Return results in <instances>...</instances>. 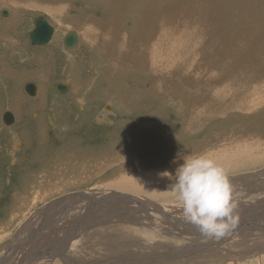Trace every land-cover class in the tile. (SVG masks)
<instances>
[{"label": "rangeland", "instance_id": "374dc122", "mask_svg": "<svg viewBox=\"0 0 264 264\" xmlns=\"http://www.w3.org/2000/svg\"><path fill=\"white\" fill-rule=\"evenodd\" d=\"M21 1L26 7L15 5L23 8L18 13L16 0H0L10 11H0V264H63L68 229L61 221L82 210L96 216L87 215L72 238V264H150L159 255L172 264H201L215 262L207 255L221 261L224 250L232 264H264V245L253 250L244 242L263 237L257 229L264 234V0ZM38 14L55 27L45 46L27 35ZM71 30L80 40L66 51L63 37ZM30 81L36 95L25 90ZM59 82L67 92H56ZM6 110L16 115L9 125ZM242 142L249 147L237 148ZM207 150L234 167L228 174L242 228L221 239L188 228L180 205L171 213L147 208L171 209L173 195L152 198L115 185L128 171L176 170ZM234 151L250 157L235 159ZM59 201L68 205L63 219ZM141 208L157 221L135 215ZM105 214L121 218L102 221Z\"/></svg>", "mask_w": 264, "mask_h": 264}, {"label": "clouds", "instance_id": "9594fccd", "mask_svg": "<svg viewBox=\"0 0 264 264\" xmlns=\"http://www.w3.org/2000/svg\"><path fill=\"white\" fill-rule=\"evenodd\" d=\"M228 168L207 153L192 155L175 170L173 196L186 222L206 237L221 239L239 223Z\"/></svg>", "mask_w": 264, "mask_h": 264}, {"label": "bare ground", "instance_id": "6f19581e", "mask_svg": "<svg viewBox=\"0 0 264 264\" xmlns=\"http://www.w3.org/2000/svg\"><path fill=\"white\" fill-rule=\"evenodd\" d=\"M8 1V0H7ZM18 0H16V2H17ZM7 3V2H6ZM9 3V2H8ZM7 3V4H8ZM11 4H12V2H10ZM9 3V4H10ZM14 3V2H13ZM14 4H16V3H14ZM14 4H12V5H14ZM16 6H17V4H16ZM32 21V20H31ZM190 21V20H189ZM33 24V23H32ZM69 30V29H68ZM110 30V29H109ZM79 34V33H78ZM54 36V35H53ZM88 36H89V34H88ZM92 37V36H91ZM53 39V38H52ZM89 39V38H88ZM101 39V38H100ZM90 40V39H89ZM92 40V39H91ZM103 40V39H102ZM159 40V39H158ZM51 42V41H50ZM103 42V41H102ZM101 41H100V43H102ZM124 42V41H123ZM49 44V43H48ZM118 44V43H117ZM96 45H97V42H96ZM101 45V44H100ZM93 46V45H92ZM102 46V45H101ZM149 46V45H148ZM164 46H166V45H164ZM97 47V46H96ZM98 48V47H97ZM102 48V47H101ZM156 49V48H155ZM163 50V49H162ZM98 51V50H97ZM149 52V51H148ZM153 54V53H152ZM143 55V54H142ZM158 55V54H157ZM148 57V56H147ZM150 57V56H149ZM155 58H156V55H155ZM158 58V57H157ZM149 59V58H148ZM148 61V60H147ZM157 62V61H156ZM142 64V63H141ZM146 64V63H145ZM155 77V76H154ZM205 86V85H204ZM207 86V85H206ZM210 86V85H209ZM205 89V88H204ZM56 90V89H55ZM205 90H208L209 91V89H205ZM57 92V91H56ZM206 92V91H205ZM28 93V92H27ZM169 94V93H168ZM161 96V95H160ZM160 96L158 95V94H156L155 95V97H154V99L156 98V97H159L160 98ZM164 98H166V101L167 100H171V102L173 101V99H168L167 97H164ZM164 98H162V99H164ZM170 98H172V97H170ZM184 100H186V99H184ZM165 101V102H166ZM155 103V102H154ZM258 103V102H257ZM188 104V103H187ZM188 108V107H187ZM142 111H144V110H142ZM185 111V110H184ZM187 111H188V109H187ZM147 113V112H146ZM182 113V112H181ZM190 113V112H189ZM191 113H192V111H191ZM190 113V114H191ZM178 115V114H177ZM193 115V114H192ZM187 116V115H186ZM189 116V115H188ZM184 117V116H183ZM188 118V117H187ZM201 118V117H200ZM161 119H163V118H161ZM178 119V118H177ZM200 120V119H199ZM204 121V120H203ZM193 125H194V123H193ZM202 126V125H201ZM168 129H169V127H168ZM199 129V128H198ZM197 130V129H196ZM172 131V130H171ZM170 131V132H171ZM169 133V132H168ZM131 135H132V137L133 136H135V133H129L128 135H127V138L129 137V138H131ZM126 138V140H128ZM124 139V138H123ZM135 139V138H134ZM130 141V140H129ZM134 143H136L135 141H133ZM240 142V141H239ZM46 143V142H45ZM214 143V142H213ZM130 144V143H129ZM237 144V143H236ZM215 145V144H214ZM112 146V145H111ZM116 146H118V145H116ZM220 146V145H219ZM225 146V145H224ZM140 147V146H139ZM211 147V146H210ZM238 147H240L241 149L243 148V147H249L248 146V144L247 145H243V142L240 144V145H238L237 146V148ZM227 148V147H226ZM214 149V148H213ZM127 150V148L125 149V151ZM229 150V149H228ZM234 150V149H233ZM260 150V149H259ZM103 151H105V150H103ZM208 151L209 150H207V151H203V153H208ZM214 151V150H213ZM239 151V150H238ZM238 151L236 152V151H234L233 153H232V155L234 156V158L235 159H237L235 156H241L243 159H245L244 157H250V155H245V154H242V153H238ZM249 151V150H248ZM232 152V151H231ZM246 152V151H245ZM45 153V152H44ZM180 153V152H179ZM238 153V154H237ZM223 154V153H222ZM264 154V153H263ZM101 155H103V154H101ZM231 155V156H232ZM112 156V155H111ZM216 156V155H215ZM213 157V158H215V159H217L218 157H219V155H217L216 157ZM103 157V156H102ZM105 157H106V155H105ZM253 157V156H252ZM255 157V156H254ZM257 157V156H256ZM227 158V157H226ZM242 158L240 159L241 161H242ZM46 159V158H45ZM254 159V158H253ZM219 160V159H218ZM229 160V159H228ZM49 161V160H48ZM94 161V160H93ZM168 160H166L165 162H167ZM173 161V160H172ZM230 161V160H229ZM232 161H235V160H232ZM249 161V160H248ZM251 161V160H250ZM254 161H256V159L254 160ZM176 162V161H175ZM224 162H225V160H224ZM227 162V161H226ZM247 162V161H246ZM168 163V162H167ZM181 163V162H180ZM183 163V162H182ZM221 163V162H220ZM222 163H223V161H222ZM243 163V162H242ZM245 163V162H244ZM85 164V163H84ZM226 164V163H225ZM232 164H234V163H232ZM230 165V166H233V165ZM240 164V163H239ZM171 165V164H170ZM169 165V166H170ZM181 165V164H180ZM229 165V164H228ZM243 165V164H242ZM241 165V166H242ZM62 166V165H61ZM78 166V165H77ZM224 166H226V165H224ZM229 166V167H230ZM172 167V166H171ZM240 167V166H239ZM154 168V167H153ZM162 168V167H161ZM231 168V167H230ZM230 168H229V170H230ZM234 168V167H233ZM233 168H231V169H233ZM256 168V167H255ZM58 169V168H57ZM69 169V168H68ZM81 169V168H80ZM163 169V168H162ZM237 168H235V170H236ZM234 170V169H233ZM240 170H242V168L240 169ZM174 171H175V168H173V169H169V170H158V172H136L135 174L134 173H132L131 171H128V174H127V176L125 177V178H122L121 180H124V181H122L120 184H115L116 186H117V188H120V189H123V190H127V191H131V192H134V193H143V194H147V195H149V197L151 196L152 198H159V196H160V198H161V196H171V195H173V185L175 184V181H176V176H175V174H173L174 173ZM127 172V171H126ZM229 172H231V170L229 171ZM228 172V173H229ZM233 172V171H232ZM147 174H149V175H147ZM72 175V174H71ZM38 176H40V175H37V177ZM75 176V175H74ZM76 177V176H75ZM38 178H40V177H38ZM34 179V178H33ZM41 179V178H40ZM104 179V178H103ZM112 180V179H111ZM118 180V183H119V181H121V180H119V179H117ZM38 181V180H37ZM116 181V180H115ZM114 182V181H113ZM171 182H173V183H171ZM29 183H32V179H31V181L29 182ZM28 183V184H29ZM169 183H171V184H169ZM31 187V186H30ZM264 187V186H263ZM26 188V187H25ZM255 188V187H254ZM258 188V187H257ZM56 189V188H55ZM115 192V191H114ZM147 192V193H146ZM253 192V191H252ZM26 193V192H25ZM101 194H103V193H101ZM116 194V193H115ZM242 194V193H241ZM40 195V194H39ZM129 195V194H128ZM139 195V194H138ZM125 196V195H124ZM131 196V195H130ZM146 196V195H145ZM43 197V196H42ZM131 197H133V196H131ZM148 197V198H149ZM97 198V197H96ZM95 198V199H96ZM119 198V197H118ZM135 198V197H134ZM133 198V199H134ZM109 199V198H108ZM112 201H113V199H111ZM112 201H108V203H109V205L110 204H112L113 202ZM116 201V200H115ZM134 201V200H133ZM60 202V201H59ZM65 202H67V203H69V206H70V203L72 202V199H68L67 201H65ZM111 202V203H110ZM76 203V202H75ZM122 203V202H121ZM128 203V202H127ZM174 203H176L177 204V206H176V204H174L172 207L173 208H171V209H168L166 206H164V205H156V204H153V206L152 207H150V206H148L147 208L148 209H153L154 211H157L159 208H160V210H162V211H164L165 213H167V212H175V211H177V212H179V210L181 209V208H178L179 207V204H178V202H177V200H175V202ZM58 204V203H57ZM60 204H62V210H61V214L59 215V214H57V215H59V216H61V217H59V218H62L63 219V214H64V212H63V210L64 211H66V207L65 206H68V205H65V204H63V203H61L60 202ZM74 204V203H73ZM77 204V203H76ZM129 204V203H128ZM75 205V204H74ZM61 206V205H60ZM97 206H99V205H97ZM118 206V205H117ZM170 206V205H169ZM177 207V208H176ZM58 208V207H57ZM96 208V207H95ZM118 208V207H117ZM127 208V207H126ZM129 208V207H128ZM163 208V209H162ZM97 209V208H96ZM107 209V208H106ZM142 210L140 211V213H139V209L137 210V212L136 213H134L135 215H139V216H143L142 218L143 219H145L144 217L145 216H147V214H150L148 211L146 212V213H144L143 214V211H144V208H141ZM56 210V209H55ZM129 210V209H128ZM57 211V210H56ZM59 211V210H58ZM125 211V210H124ZM60 212V211H59ZM82 212H85L86 214H84V215H78L77 214V216H75V217H73L72 219H69V220H67V221H61V228L62 227H65L66 229H68V230H70L69 232H68V230H62L63 231V234L65 233V234H68V236L66 237V238H63V237H61L62 238V240L61 241H63V240H67V242L66 243H64V245H62V248H61V260H64L65 262L63 263V264H72V256H74V253H72L71 251H73L72 250V247H73V245L75 244L74 242L75 241H73V237L75 236V234L76 233H78V232H80V227H82L83 226V224L85 223V221H87V220H89V216H88V218H87V215H91V217H93V216H96V213L93 215V213H92V211L91 212H87V211H84V210H82ZM180 212H181V210H180ZM57 213V212H56ZM110 213V212H109ZM138 213V214H137ZM240 213V212H239ZM176 214V213H175ZM260 214H262V212L260 213ZM113 215H114V213H113ZM128 215V220H131L132 218H131V215H129V214H127ZM150 215H152V217H151V221L152 222H154V220H156L155 218V214L154 213H151ZM55 216V215H54ZM53 216V217H54ZM111 216V215H110ZM109 216V214H105V215H101L100 216V218L102 219V221H107V220H119L121 217H120V215L119 214H116V216L115 217H110ZM262 216V215H261ZM261 216H259L260 217V220H262L261 219ZM56 217V216H55ZM67 218V217H66ZM66 218H64L65 220H66ZM78 219H81L79 222H77V220ZM263 219H264V217H263ZM71 221H73V222H77V223H80V225H72L73 226V228L71 229L70 227H68L67 226V224L68 223H70ZM157 221V220H156ZM170 221V220H169ZM254 221V220H253ZM253 221H250L249 223L245 220V221H243V222H241V223H248V224H251V223H253ZM90 222H93V224L94 223H96L93 219H91L90 220ZM174 222V221H173ZM255 223H257V222H255ZM30 224V223H29ZM172 224V223H171ZM69 225H71V224H69ZM158 225V224H157ZM28 226V225H27ZM57 226V225H56ZM176 226H183L182 224H179V225H176ZM194 225H192V224H189V227L188 228H192ZM238 226H240V229L242 228L241 227V225L240 224H238ZM256 227V226H255ZM255 227H253V228H255ZM45 228V227H44ZM251 229V227L250 226H248V227H246L245 229H247V230H250ZM263 228L261 227V230H262ZM192 230V229H191ZM245 232H246V230H244ZM252 231V230H251ZM250 231V232H251ZM263 231V230H262ZM68 232V233H67ZM258 232H259V235H263V237H259L260 239L259 240H255V242L254 241H248L250 238H248V242L247 241H244V242H246V243H248L247 245H248V247H254V246H256V249L255 250H257L258 248H260L262 245H264V243H263V239H264V234L261 232V231H259L258 229H257V234H258ZM33 233V232H32ZM60 234V233H59ZM32 235V234H31ZM34 235V234H33ZM57 235V234H56ZM200 235V234H199ZM245 235H246V233H245ZM255 235V234H254ZM59 236V235H58ZM79 236V235H78ZM247 236V235H246ZM250 236V235H249ZM33 237V236H32ZM69 237H70V239H69ZM80 237V236H79ZM246 238V237H245ZM258 238V237H257ZM256 238V239H257ZM254 239V238H253ZM29 240H31V239H29ZM76 240H77V238H76ZM32 241V240H31ZM48 241H51V240H47V242ZM70 241H72L71 243H69ZM241 241L242 240H238L237 242H240L241 243ZM42 242V241H41ZM235 243L234 244V246H238V248H247L248 249V247H246V243L245 244H238V243ZM243 242V241H242ZM46 243V242H45ZM36 244V243H35ZM44 244V243H43ZM47 244V243H46ZM50 244V243H49ZM28 245H30V244H28ZM242 245V246H241ZM39 246V245H38ZM205 246V245H204ZM232 246V245H231ZM45 248V247H44ZM234 248V250H236L235 249V247H233ZM242 248V249H243ZM38 249V248H37ZM76 249V248H75ZM207 249H209V248H207ZM211 249H212V246H211ZM220 249V248H219ZM219 249H217V250H219ZM222 250H223V246H222V248H221ZM220 249V251H222ZM230 249V248H229ZM32 250V249H31ZM205 250L206 249H204V252H205ZM233 250V249H232ZM35 252H37L36 250H34ZM41 251V250H40ZM43 251V250H42ZM226 253L224 254V256L222 257V255H223V253H220V255H219V258H221L222 260L221 261H223L224 262V264H232V263H230L229 262V258H230V256H228L229 254H227V251L226 250H224ZM230 251V250H229ZM242 251V250H241ZM244 251V250H243ZM250 251H252V250H250ZM32 252V251H31ZM35 252H33L32 254H34ZM50 252H52V251H50ZM56 252H57V250H56ZM59 252V251H58ZM74 252V251H73ZM54 253V252H53ZM77 253V252H76ZM238 253H240V252H238ZM36 255H37V253H35ZM44 254V253H43ZM55 254V253H54ZM57 254V253H56ZM71 254V255H70ZM147 254V253H146ZM232 254V253H231ZM242 254H244V253H242ZM241 254V255H242ZM51 255V254H50ZM53 255V254H52ZM60 255V254H59ZM245 255V254H244ZM247 255V254H246ZM32 256V255H31ZM34 256V255H33ZM198 256V255H197ZM264 256V255H263ZM263 256H260L261 257V260H262V257ZM25 257V256H24ZM39 257V256H38ZM60 257V256H59ZM162 255H159L158 256V260L157 261H154V260H151L150 259V264H172L173 262H175V260H163L162 259ZM177 257H178V255H177ZM201 257L202 256H200V259H201ZM206 257V259L208 258H210V259H213V261H215V262H210V263H213V264H215V263H219V262H221L220 260H216L215 258H216V256H215V258L214 257H211V256H209V255H207V256H205ZM52 258V257H51ZM146 258H148V256H146V255H143V257H142V259H141V261H145V259ZM40 259H41V257H40ZM46 259V258H45ZM199 259V258H198ZM215 259V260H214ZM260 259V258H259ZM138 260V259H137ZM137 260L136 261H134L133 263H131L130 261H125V263L124 264H139V262H137ZM193 260V259H192ZM45 261V260H44ZM187 261V260H186ZM196 261H197V259H196ZM195 261V262H196ZM201 261V260H200ZM211 261V260H210ZM31 262V261H30ZM263 262V261H262ZM207 260H203V261H201V264H210ZM180 264H183V263H180Z\"/></svg>", "mask_w": 264, "mask_h": 264}, {"label": "water", "instance_id": "95a60500", "mask_svg": "<svg viewBox=\"0 0 264 264\" xmlns=\"http://www.w3.org/2000/svg\"><path fill=\"white\" fill-rule=\"evenodd\" d=\"M0 11L2 12L3 15H8L10 13L7 7H2ZM31 20L33 26L27 32L30 43L34 46H45L48 43H50V41L53 38V35L55 34V27L49 21V19L42 14H38L32 16ZM79 40H80V34H78L77 30L69 31L63 37L64 50L67 51V50H71L72 48H76L79 44ZM1 72H2V68L0 64V78H1ZM24 87L29 95L37 94L38 85L36 82L30 81L26 83ZM68 89L69 86L67 83L59 82L56 84V91L58 93H65L68 91ZM3 120L7 125H9L15 121V114L10 110H6L5 113L3 114Z\"/></svg>", "mask_w": 264, "mask_h": 264}, {"label": "flooded vegetation", "instance_id": "af4514ba", "mask_svg": "<svg viewBox=\"0 0 264 264\" xmlns=\"http://www.w3.org/2000/svg\"><path fill=\"white\" fill-rule=\"evenodd\" d=\"M16 4H20L21 6H23L24 8L26 7V5L21 1V0H18L17 2H16ZM16 4H14V10L15 11H17L18 13L19 12H21L22 10H23V8L22 9H20V10H18L16 7H15V5ZM20 16V15H19ZM13 19H18V15H17V13H16V15H15V13H14V15H13V17H12ZM10 19H2L1 21L2 22H6V21H9ZM54 37V36H53ZM53 40V39H52ZM55 89H56V85H55ZM32 96V95H31ZM143 110V109H142ZM132 116H133V113L131 112L130 113ZM16 116V115H15ZM122 137H124V136H122Z\"/></svg>", "mask_w": 264, "mask_h": 264}, {"label": "crops", "instance_id": "0c3cea01", "mask_svg": "<svg viewBox=\"0 0 264 264\" xmlns=\"http://www.w3.org/2000/svg\"><path fill=\"white\" fill-rule=\"evenodd\" d=\"M4 18H5V17H4ZM1 62H2V61H1V59H0V63H1ZM42 68H43L44 72L47 71V66H46L45 64L42 66ZM28 98H29V97H28ZM28 98H27V99H28ZM28 100H30V98H29ZM28 100H27V101H28ZM253 250H255V249H253Z\"/></svg>", "mask_w": 264, "mask_h": 264}]
</instances>
